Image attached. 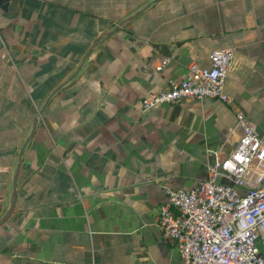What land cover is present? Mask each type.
<instances>
[{
    "label": "crops",
    "instance_id": "1",
    "mask_svg": "<svg viewBox=\"0 0 264 264\" xmlns=\"http://www.w3.org/2000/svg\"><path fill=\"white\" fill-rule=\"evenodd\" d=\"M224 47L230 102L143 107ZM39 109L0 264H181L157 221L164 189L232 150L236 111L264 135V0H0V217ZM261 182L254 161L237 188Z\"/></svg>",
    "mask_w": 264,
    "mask_h": 264
},
{
    "label": "built area",
    "instance_id": "2",
    "mask_svg": "<svg viewBox=\"0 0 264 264\" xmlns=\"http://www.w3.org/2000/svg\"><path fill=\"white\" fill-rule=\"evenodd\" d=\"M232 55L229 47L213 50L208 65L191 63L186 77L149 93L143 107L205 97L230 102L224 80ZM236 118L241 135L228 154L208 164L207 177L191 188L164 189L157 221L181 264H264L257 245L264 241V182L237 188L252 163L264 161V135L242 111Z\"/></svg>",
    "mask_w": 264,
    "mask_h": 264
},
{
    "label": "water",
    "instance_id": "3",
    "mask_svg": "<svg viewBox=\"0 0 264 264\" xmlns=\"http://www.w3.org/2000/svg\"><path fill=\"white\" fill-rule=\"evenodd\" d=\"M140 11V10H139ZM139 11H136L124 18H122L114 27H112L111 29L105 31L101 36V37H105L107 35H109L110 33H112L113 31H115L120 25H122L123 23H125L126 21H129L130 19H132L135 15H137V13ZM97 43V42H96ZM94 43V45L96 44ZM80 66H78L77 70L79 69ZM77 71L74 72V74ZM49 100V97L47 98L46 102ZM42 109H39L35 115H34V119H33V123H32V128H31V132L27 137V140L23 143L19 153H18V158H17V164L15 167V171L12 177V191H11V198H10V202L9 205L6 209V211L4 212V214L0 217V224L3 223L9 216L10 214L13 212L14 206H15V200H16V196H17V177L19 174V170H20V166H21V161H22V150L26 144V142L30 139V137L33 135V132L35 130V124L37 121V116L38 114L41 112Z\"/></svg>",
    "mask_w": 264,
    "mask_h": 264
}]
</instances>
